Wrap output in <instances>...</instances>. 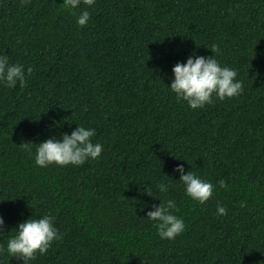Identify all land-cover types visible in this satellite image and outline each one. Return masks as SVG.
<instances>
[{
	"label": "trees",
	"instance_id": "obj_1",
	"mask_svg": "<svg viewBox=\"0 0 264 264\" xmlns=\"http://www.w3.org/2000/svg\"><path fill=\"white\" fill-rule=\"evenodd\" d=\"M193 52L235 69L242 93L196 110L178 100L171 70ZM2 54L32 73L0 85V244L50 215L62 238L28 264H264V0H96L75 12L0 0ZM77 124L96 130L101 156L38 167L35 144ZM177 164L213 184L205 204L185 194ZM158 199L185 222L173 240L146 218ZM0 264L23 261L3 252Z\"/></svg>",
	"mask_w": 264,
	"mask_h": 264
},
{
	"label": "clouds",
	"instance_id": "obj_2",
	"mask_svg": "<svg viewBox=\"0 0 264 264\" xmlns=\"http://www.w3.org/2000/svg\"><path fill=\"white\" fill-rule=\"evenodd\" d=\"M95 2L96 0H63L65 7L73 12L80 8L81 3L91 7ZM89 21L90 12L85 8L77 15L76 23L84 27ZM211 50L218 52V45L212 44ZM171 71L173 75L168 87L169 91L174 93L178 100L187 102L189 108L193 110L202 109L206 104L212 103L214 96L223 100L226 97L239 96L243 91V82L236 79L237 71L221 66L213 55L205 57L193 52L186 58V62H177ZM31 73V66L25 69L23 64L10 62L8 55H0V85L10 89H14L18 84L23 87L26 83V75ZM95 135L94 128L77 124L70 134L62 133L60 138L53 137L39 144L34 143L36 145L34 162L38 167L46 168L52 164L60 167L81 166L86 161L96 160L101 156L103 145L98 142L93 143L92 138ZM31 143H23L21 147L28 148ZM174 171L179 173V181L183 184L188 197L200 204H205L211 198L214 187L211 182L203 180L192 171L185 172L183 164H177ZM219 184L224 187L225 181L220 180ZM170 186L161 182L156 187L163 193L167 192ZM145 191L150 195L151 184L145 188ZM159 201V205L154 204L146 213V218L154 222L161 239L173 240L185 231V222L173 214L172 210L176 208L173 199ZM216 214L226 215V207L217 204ZM54 219L53 216L44 215L19 222L10 232H14V235L9 234L6 237V247L0 244V253L7 252L11 257L22 260L23 264L35 260L38 254L46 255L52 243L62 238V234L54 225ZM4 226V219L0 217V238L4 237Z\"/></svg>",
	"mask_w": 264,
	"mask_h": 264
}]
</instances>
